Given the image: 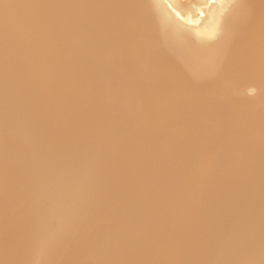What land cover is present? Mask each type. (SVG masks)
Segmentation results:
<instances>
[{"label":"bare ground","instance_id":"6f19581e","mask_svg":"<svg viewBox=\"0 0 264 264\" xmlns=\"http://www.w3.org/2000/svg\"><path fill=\"white\" fill-rule=\"evenodd\" d=\"M184 1L0 0V264H264V0Z\"/></svg>","mask_w":264,"mask_h":264},{"label":"rangeland","instance_id":"374dc122","mask_svg":"<svg viewBox=\"0 0 264 264\" xmlns=\"http://www.w3.org/2000/svg\"><path fill=\"white\" fill-rule=\"evenodd\" d=\"M162 4H164V8L173 9L174 5L178 4V0H164V1H162ZM230 5L232 6V1H230V3L227 4V6L224 9V12L223 11L221 12V17L223 16V18H224V16H225L224 14H226L228 12V10H229L228 8ZM186 6H189V7H192L193 9H195V11L197 13V17L194 19V22H199L200 17L203 15V12L201 11V9L204 8L205 6H202L201 2H199L198 0H187ZM222 13H223V15H222ZM221 17L216 18L215 21L211 25H209V27H207V29H205V30H207L209 32L213 31V33L211 32L212 33L211 35H213L216 32H218L220 34L219 30L217 28H215L214 24L217 21V19H218V21L221 20L220 19ZM212 27H213V29H212ZM215 29H216V31H215ZM181 34L183 35L184 38H186V40L189 43L190 42L194 43V42L198 41L199 36L197 34H188V33L182 32V31H181ZM202 42H208V41L203 40ZM215 43H217V40L215 42H208V45L212 46V45H215ZM247 98L250 100V96Z\"/></svg>","mask_w":264,"mask_h":264},{"label":"water","instance_id":"95a60500","mask_svg":"<svg viewBox=\"0 0 264 264\" xmlns=\"http://www.w3.org/2000/svg\"><path fill=\"white\" fill-rule=\"evenodd\" d=\"M158 1L159 0H157V5L160 8L161 13L165 17L166 22H168L169 24H172L174 27L182 28V29H184V31H186V30L190 31L191 30V27H188V26L182 24V22L180 21L179 18L177 19L174 15H172L170 13V11L169 12L166 11L165 8L163 7L162 3H159ZM185 1H187V0H185ZM235 7H237V5H235V0H232V7L230 5L229 8L231 9V8H235ZM130 15L133 16L134 14L130 13ZM219 36L220 35L217 32L214 33L213 35H210V38H208V42H215L216 40H218ZM199 39H206V36H200Z\"/></svg>","mask_w":264,"mask_h":264}]
</instances>
